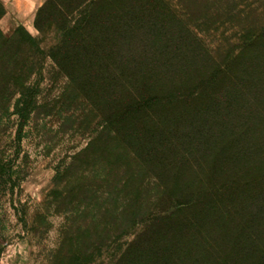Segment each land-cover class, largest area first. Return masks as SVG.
<instances>
[{"label":"trees","instance_id":"trees-1","mask_svg":"<svg viewBox=\"0 0 264 264\" xmlns=\"http://www.w3.org/2000/svg\"><path fill=\"white\" fill-rule=\"evenodd\" d=\"M178 2L48 0L39 16L52 9L68 18L89 7L74 27L54 24L63 38L49 55L35 45L15 52V39L0 36V111L14 100L17 142L35 116L58 105L81 112L69 117L78 130L97 122L96 136L58 171L50 196L70 209L57 262L65 250L72 261L84 251L93 261L98 252L83 248L93 238L75 224L100 206L91 225L102 226L98 257L107 264H264V146L255 136L264 125L257 113L264 18L241 23L248 32L235 49L243 61L248 52L256 58L235 73L236 50L218 60L197 34L196 25L205 32L216 25L213 0ZM46 59L66 84L58 101L42 105L39 81L27 80ZM242 102L249 108L239 110ZM236 117L243 146L228 127ZM3 162L1 155L0 168ZM1 170L0 183L9 175ZM232 193L243 196L236 206L227 201ZM235 216L243 228L229 223Z\"/></svg>","mask_w":264,"mask_h":264},{"label":"rangeland","instance_id":"rangeland-1","mask_svg":"<svg viewBox=\"0 0 264 264\" xmlns=\"http://www.w3.org/2000/svg\"><path fill=\"white\" fill-rule=\"evenodd\" d=\"M33 1L34 6L27 11L23 5L18 6L16 0H0V36L15 39L11 47L15 52H28L35 45L45 55H49L63 38V33L54 24L62 28L74 27L86 17L89 10V7H83L70 17L62 18L49 9L39 16L48 0ZM171 1L174 6L179 3L178 0ZM197 1V7L200 6L199 1L204 2ZM212 4L216 10L218 9L217 14L212 16L216 22L215 27L210 32H205V28H198L197 25L195 27L202 43L211 51L212 56L220 60L225 55L223 51L239 47L242 36L248 32L246 30L243 32L241 23L250 21L258 25L263 21L264 0H213ZM197 16H200V12ZM4 18H10V22L1 23ZM223 21L227 23L222 25ZM28 36L33 40V45ZM235 54L239 57L234 65L235 73L239 71V67L240 70L243 68L247 57L256 58V54L248 52L243 61V51L236 50ZM39 66L40 70L30 74L27 82L33 84L39 81L41 90L39 102L42 105L52 104L60 99L66 79L57 74L50 59H46ZM225 85L230 87L228 83ZM221 99L219 98L220 102ZM13 103L14 100L7 109L0 111V156H4L0 171L3 169L7 175L9 174L8 177H3L0 183V264H107V258L98 257L103 239L97 235L102 226L99 223L91 225L92 219L99 220L97 213L98 209L102 208L100 206L92 207V210L84 214L86 220H79L75 224L76 229L80 228L75 231L80 232L85 238H93L90 243L85 240L87 245H91L90 249L83 247L87 251L98 252L94 255L93 261L90 263L84 258L85 251L78 256L79 261H72V255L70 252L66 254L65 250L57 262L63 235L69 225L70 216L66 212L70 209L67 211L59 209L61 205H55L50 198L58 171L70 163L69 157L83 150L96 136L97 122L93 121L87 129L78 130L79 123H75L74 118L69 120V117H76L81 112L73 113L67 106L58 105L49 109V116L45 114L35 116L28 124L22 140L17 142V118L14 115ZM261 104L257 106V113L261 114L263 119L261 122H264V99ZM237 106L243 111L242 108H249V105H243V102ZM252 109L256 112L255 108ZM237 119L236 117L229 121L228 127L229 130L234 128L237 131L236 134L233 133L232 139L238 146H243V130L242 135H238L242 127ZM256 131L255 136L260 139V145L264 146V125ZM18 152L19 158L15 159ZM239 197L235 193L228 195L227 201L230 206H236L238 200L243 199V196ZM242 207L243 204L238 206L239 213L243 210ZM80 208L81 212H85L84 208ZM237 218L235 216L229 223H233V227L243 228V215L242 219ZM131 240L133 237H127L123 242ZM102 256L104 257V254Z\"/></svg>","mask_w":264,"mask_h":264},{"label":"crops","instance_id":"crops-1","mask_svg":"<svg viewBox=\"0 0 264 264\" xmlns=\"http://www.w3.org/2000/svg\"><path fill=\"white\" fill-rule=\"evenodd\" d=\"M2 1V0H1ZM17 1V5L21 6L23 5L24 7H26L27 11H29L33 6H34V1L33 0H16ZM33 1V2H32ZM26 2V5H24V3ZM30 8V9H29ZM3 22H10V18H4L3 20H1V23ZM10 29V26H9ZM14 29V28H13Z\"/></svg>","mask_w":264,"mask_h":264}]
</instances>
